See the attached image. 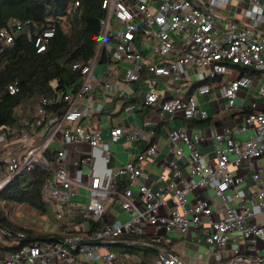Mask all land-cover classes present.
I'll return each mask as SVG.
<instances>
[{
	"label": "built area",
	"instance_id": "1",
	"mask_svg": "<svg viewBox=\"0 0 264 264\" xmlns=\"http://www.w3.org/2000/svg\"><path fill=\"white\" fill-rule=\"evenodd\" d=\"M81 1L74 0L73 12ZM229 1L208 0L205 7H200L195 0H102L104 17L99 22L95 56L84 65L72 67L80 69V86L74 92H60L54 81L51 83L54 96L38 101L35 120L0 126V192L24 171L41 168L49 173L42 187L43 199L54 207V217L60 223L58 233L51 235L34 230L10 235L0 230L3 240L13 241L6 248L14 249L0 253V264H118L117 259L127 254L109 247L121 243L123 236L160 242L170 233L186 235L199 229L204 231L206 244L215 250L224 249L230 234L238 233L253 254L254 264H264V107H259L256 101L264 100V0H239L248 4L240 25L232 22L219 37L216 31L220 16L216 9ZM15 25L21 30L20 24ZM25 36L40 53L53 36V29L35 37L26 30ZM0 39L5 44L12 42L6 31L0 32ZM145 50L158 61L144 64ZM102 57L107 62V71L124 63L129 66L122 77L105 80L104 75L95 73ZM188 66L198 69L200 85L195 94L187 98L161 96L158 80L168 78L179 83L188 77ZM244 69L254 75L243 73ZM143 75L147 87L144 106H156L160 116L180 115L191 121L208 118L196 100V96L210 92V85L203 82L225 80L221 93L226 110L235 106L239 91L257 82L255 101L242 115V123L234 128L209 131L212 159L199 152L204 138L198 133H188L182 128L167 133L169 153L185 159L187 167L169 163L166 172L154 179L156 190L139 180L142 176L139 165L152 161L158 152L154 142L118 168L111 166L113 155L109 147V143H116L123 136L127 141L149 140L153 131L147 132L145 124L131 126L127 133L115 126L104 139L100 128L80 123L91 113L102 111L100 104L88 100L94 88L122 96L125 93L119 91V86L137 83ZM8 90L14 94L17 88L9 86ZM60 102H65V106L55 114H48L47 107ZM134 108L129 104L124 110ZM236 135L245 137L239 141ZM82 144L91 149L79 157L80 164H89L91 168L85 184L73 179L66 164L68 148ZM93 150L99 151L107 173L105 181L93 171L96 160ZM243 167L251 171L253 184L248 192L243 188L244 177L235 173ZM117 177H124L125 181L118 185ZM79 188L85 189L88 198L80 211L71 204ZM209 188L214 200L224 208L219 219L209 200H189L196 191ZM110 205L119 211V216L107 212ZM83 220L88 223L86 228ZM122 244L136 246V243ZM242 261L234 257L228 264ZM158 263L182 264L179 258L170 257L161 249Z\"/></svg>",
	"mask_w": 264,
	"mask_h": 264
},
{
	"label": "crops",
	"instance_id": "2",
	"mask_svg": "<svg viewBox=\"0 0 264 264\" xmlns=\"http://www.w3.org/2000/svg\"><path fill=\"white\" fill-rule=\"evenodd\" d=\"M196 4L200 7H205L208 0H195ZM248 7L245 2L239 0H230L228 3H222L219 8L216 9L220 16L218 29L216 35L221 37L225 34L229 25L233 22L240 25L243 19V12ZM151 61L157 62L158 59L150 55L147 50L144 51V64ZM129 65L124 63L112 68L109 67L106 60L100 62L95 69L97 75H104L105 80L114 81L117 78L122 77L126 68ZM198 69L186 67L187 78L179 83H174L168 78H161L158 80L157 89L160 95L165 99L172 97L185 98L193 96L196 88L200 83L196 72ZM211 87L210 92L204 96H196L198 106L205 110L208 114L206 120H185L180 115H170L160 113L156 106L146 108L142 100L146 91V76L143 75L141 80L137 83L119 86V91L123 90L124 95L120 96L108 92L100 87L94 88L89 95L88 100L95 105L100 104L102 111L98 114L91 113L90 117L82 119L80 123L84 127L96 126L101 129L104 139L108 138L110 128L119 126L124 133L129 131L131 126H142L145 124V130L153 131L154 135L146 141H127L123 136L116 143H109L110 150L113 155L111 166L118 168L122 164L134 160L135 156L143 152L149 142H154L157 145L158 152L152 161H147L139 165L142 169V176L139 179L141 183L150 186L153 190L157 189V185L154 183L156 175L166 172L169 167V163L177 162L180 167H187L185 159H177L175 156L169 153L167 133L170 130L182 128L188 133L196 132L204 138L203 143L199 146L200 153L207 154L210 159L214 157L212 146L208 139L210 130H219L221 127L234 128L242 123V115L248 110L250 104L255 101L257 82H253V85L247 90H241L237 93L235 99V106L231 109H225V100L222 97L221 89L225 83L223 78H217L215 80H208ZM193 88V89H192ZM191 90V92H190ZM190 92V94H189ZM132 101V102H131ZM259 107H264V100H257ZM127 103L126 105H124ZM132 104L134 109L129 111L124 110L125 106ZM40 136V135H39ZM243 135H236V138L240 141L244 138ZM55 149L54 147H52ZM69 155L67 157V168L73 179L78 180L82 184H85L89 180L90 166L89 164H80L79 157L81 154H88L91 152L90 147L87 144L70 146L68 148ZM95 156V164L93 171L100 176L103 181L106 178V171L103 166V162L100 158L98 150L92 151ZM236 174L244 177V190L248 192L251 189V171L246 170L244 167L235 172ZM124 177H117V183H123ZM136 189V186H133ZM194 198H205L209 200L215 211V217L217 219L222 217L223 206L218 204L214 200L212 189H206L203 191H196L189 196V200ZM87 193L84 188H79L76 195L73 197L71 204L73 207L80 211L84 204L87 202ZM53 206L49 204V210L53 212ZM107 212L113 217L119 216V211L112 205L108 206ZM82 225L84 228L88 226L87 221L83 220ZM59 229L57 230L58 233ZM203 237L204 241L200 239ZM140 248H152L153 252H149L148 258L151 264H159L156 260V253L159 250H164L168 256H175L180 259L182 264H202L210 261H220L228 264L234 257H240L243 261L240 264H250L248 260H251L253 254L245 240L238 234L232 233L229 236L227 246L224 249L215 250L205 242L204 231L190 230L186 235H181L178 232H173L166 235L160 242L151 238H142ZM120 243V242H119ZM122 243V242H121ZM155 244H161V247L155 246ZM114 245V244H112ZM137 246V245H136ZM7 247V246H5ZM4 247V248H5ZM122 245H114L112 249L114 251H121ZM0 247V253H8V251L2 250ZM110 248V247H109ZM111 249V248H110ZM157 261L155 263V261ZM136 256L123 257L117 259L118 264H135Z\"/></svg>",
	"mask_w": 264,
	"mask_h": 264
},
{
	"label": "trees",
	"instance_id": "3",
	"mask_svg": "<svg viewBox=\"0 0 264 264\" xmlns=\"http://www.w3.org/2000/svg\"><path fill=\"white\" fill-rule=\"evenodd\" d=\"M73 2L0 0V32L6 31L12 36L10 44L0 39V126L11 127L20 125L24 120H35L38 101L54 96L52 82H57L60 92H74L80 86V69L73 70L72 67L84 65L95 56L99 22L104 17V11L101 9L102 0H82L75 12L72 11ZM16 23L21 25V30L17 29ZM46 29H53V36L47 40L45 50L37 53L33 42L26 39L25 32L29 30L35 37ZM104 60L100 58V62ZM242 72L254 75L247 69ZM9 86H15L17 91L10 94ZM64 106L65 102L52 104L47 107L48 114H55ZM47 158L52 161L50 155ZM48 178L49 173L38 167L24 171L0 192V201L11 207L25 206L39 215H45L49 204L43 199L42 187ZM8 215H12V211ZM8 215H3L0 209V230L10 235L18 231H33L15 224ZM141 239L133 236L120 238L128 243H140ZM155 246L161 247V244ZM2 250L14 249L5 247ZM120 250L129 256H136L135 264H151L148 255L155 251L135 245H123Z\"/></svg>",
	"mask_w": 264,
	"mask_h": 264
},
{
	"label": "rangeland",
	"instance_id": "4",
	"mask_svg": "<svg viewBox=\"0 0 264 264\" xmlns=\"http://www.w3.org/2000/svg\"><path fill=\"white\" fill-rule=\"evenodd\" d=\"M0 209L3 212V215H8L12 211V215H8L9 220H12L15 224L21 227L30 228L45 235L56 234L59 229L60 223L55 219L54 213L51 210L45 215H39L25 206L19 205L11 207L9 204L2 201H0ZM200 239L204 241L203 237H200ZM12 242V239L3 240L0 237V247L11 245ZM139 256H141V251H139ZM157 261H155V263Z\"/></svg>",
	"mask_w": 264,
	"mask_h": 264
},
{
	"label": "water",
	"instance_id": "5",
	"mask_svg": "<svg viewBox=\"0 0 264 264\" xmlns=\"http://www.w3.org/2000/svg\"><path fill=\"white\" fill-rule=\"evenodd\" d=\"M7 186H8V185H6L5 188H6ZM114 245H122V246H123L124 244H122V243H114ZM136 245H137V246H140L141 244H136ZM249 263H250V264H254V262H253L252 260H249Z\"/></svg>",
	"mask_w": 264,
	"mask_h": 264
}]
</instances>
